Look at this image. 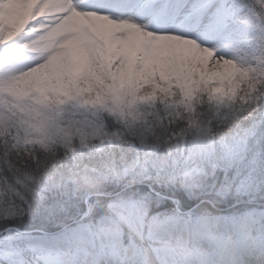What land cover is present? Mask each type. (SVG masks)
Masks as SVG:
<instances>
[{"label": "trees", "instance_id": "trees-1", "mask_svg": "<svg viewBox=\"0 0 264 264\" xmlns=\"http://www.w3.org/2000/svg\"><path fill=\"white\" fill-rule=\"evenodd\" d=\"M242 1L255 8L264 26V0ZM261 46L264 55V37L261 38ZM195 60L203 67L207 63L204 59L196 58ZM263 62L264 58L262 62L254 61L248 73L240 71L242 75L232 84L234 96L232 101L236 100V102L229 107H216V101L210 103L206 100L207 96L204 91L197 92L193 83H188L185 78L183 81L182 74L179 77L167 75L158 79L162 73L157 72L150 76L157 78L155 81L146 77L141 78L138 83L130 80L129 85L120 81V92L123 93L136 91L138 86L143 85L142 99L149 96L150 93L146 92L148 89L154 91L161 82L170 83L174 80L173 84L176 85L179 80L185 89L187 85H190L191 89H183L185 93L183 98L182 94L171 97L165 92L168 96L165 102H172L173 98L179 102L180 99L187 101L188 95L192 97L191 93L195 97V104H193L195 107H191L186 102H183L186 105L182 104L178 107L177 103L174 106L178 109H171L172 112L160 104L158 98L162 96L158 93L159 91L154 95L156 97L154 101L157 102L154 107L143 104L145 99L141 101L142 104L138 105L139 108L126 107L127 104L136 102V99L132 98L131 101L125 99L115 103L111 110L101 108L102 102L99 101L93 106L80 103L75 106L76 100L73 98V92L65 93V96L58 98V96L53 97L50 91H47V95L53 98L56 105L63 106L64 115L66 113L79 115V106L81 111L87 112L84 115L88 123L81 126V129L85 130V135H82L81 130L77 128L80 131L78 132L72 124H67V127L62 128L63 131L60 130L61 128H50L49 131H45V125L49 123L51 125L52 122L47 120L43 122L42 119L49 117L51 110L45 109L49 106L44 105L43 113H37L34 102V98L37 97L34 93L36 88L34 91L31 90L33 85L31 80L23 79L5 93V95L14 94L11 98L0 99V237L6 239L9 234L16 236L17 229L30 230L31 234H39L41 231L52 232L61 230L62 227H74L79 220L97 222L111 214L109 204L119 195L149 196L152 201V215H169L174 213L177 207L181 211L180 214L191 218L231 214L238 207L231 208L229 204L237 199L242 202L249 200L264 203V191L251 192L247 195L240 194V196L234 192L217 195L211 189L205 190L199 187L188 192L179 184L171 183L166 184V190L163 185L165 183L158 182L155 177L136 184H129L127 179L117 181L105 178L111 174L113 169L123 176L125 168H130L136 161L143 163L149 152L159 153L162 156L172 155L176 159L186 157L189 151L195 149L196 136L194 133L200 124L198 121L206 123L211 129L214 124L218 125L220 122H226L238 116V113L246 106L247 99H243L242 96L247 94L252 87L264 94ZM187 76L193 78L191 73ZM85 80L86 78L82 80V77L80 81L76 78L80 90L81 88L83 90L85 84L91 83ZM189 90L192 91L189 92ZM180 92L178 90V94ZM67 95L69 96L66 97ZM237 95L240 96L239 99ZM194 100L191 103H194ZM122 106L126 108L121 110ZM207 106H211L209 111L202 112ZM40 122L45 125H39ZM89 124L98 125L103 132L99 133L97 128ZM27 125L31 132L26 131L25 126ZM90 127L92 129H89ZM45 129L48 128L45 127ZM164 129H169L166 136L163 135ZM171 129H175V132ZM177 137L180 139L178 140ZM169 147L171 152H169ZM38 178H42L39 183ZM53 179L56 183L66 186V198L72 200L76 211L70 216L49 222L41 209V201L48 200L54 195L46 190L45 183L46 180ZM101 179L108 181L101 189V195L76 196L78 186L94 184ZM150 184L153 186L152 190L147 187ZM206 191L211 194H205ZM34 193H39L40 199L33 200ZM201 201L207 202L202 203ZM30 204L33 206L31 212H29ZM124 240L125 242L134 241L145 249L150 243L146 232L141 236L139 232L129 230L127 226H125ZM3 246L0 245V252L4 251ZM7 252L11 261L14 258V249L10 248ZM32 264H35L34 260Z\"/></svg>", "mask_w": 264, "mask_h": 264}, {"label": "snow or ice", "instance_id": "snow-or-ice-1", "mask_svg": "<svg viewBox=\"0 0 264 264\" xmlns=\"http://www.w3.org/2000/svg\"><path fill=\"white\" fill-rule=\"evenodd\" d=\"M124 6L144 18L145 22L134 21L145 36L188 41L212 57L224 56L222 50L230 47V21L234 13L227 0H127ZM247 95L246 106L238 116L204 130L197 137L195 149L186 157L176 159L149 152L143 163L136 161L125 168L123 176L113 169L105 178L127 179L129 184H136L155 177L160 183L179 184L188 192L199 187L211 189L217 195L233 190L244 195L264 191V94L252 87ZM168 131L164 129L163 135ZM45 183L46 190L54 194L41 201L46 220L55 222L72 215L76 208L66 198V186L54 179ZM32 199H40L39 193H34ZM32 207L30 204L29 212ZM109 208L111 214L94 223L79 220L74 227L39 234L17 229L16 236L0 237V245L14 249L11 261L7 251L0 252V264H32V260L35 264H147L143 248L125 242V226L141 236L146 232L149 239L158 242L159 246L154 248L157 264H217L208 260L201 248L182 243L171 245L170 239L187 233L192 240H210L217 232H227L247 247L249 237L257 229L264 234V213L191 218L177 210L165 216L152 215L150 197L134 194L121 196ZM261 251L264 252V243ZM82 256L93 259L82 260Z\"/></svg>", "mask_w": 264, "mask_h": 264}, {"label": "rangeland", "instance_id": "rangeland-1", "mask_svg": "<svg viewBox=\"0 0 264 264\" xmlns=\"http://www.w3.org/2000/svg\"><path fill=\"white\" fill-rule=\"evenodd\" d=\"M5 4L18 8L17 3L7 2ZM109 4H111V1L106 0H30L27 3L21 4L24 6V9L20 12V15L18 16L15 23H13L11 20L10 23H6L4 19L2 20L0 18V45L1 42L2 45H6L8 39H10L11 37H16L15 39L19 38L18 41H21L25 37L27 38L32 35H39L43 39L48 38L52 44H55L59 39L65 37L68 41V45L72 47L73 61L76 62L79 60L80 65L82 66L81 73L76 77L81 76L82 80L86 78L85 81H91V83L85 84L83 86V90L81 88V90L79 89L75 92L73 97L75 100H77L75 106L78 103L85 106H93L95 102L99 101L103 102V105H101L100 107L104 109V106L109 103V99H107L109 91L106 79L107 76L102 77L103 81L101 83L98 82V75H94L93 77L90 76V72L92 71L89 69V67L96 66L100 71L101 65L103 63L107 65L104 60H97L99 51H104L112 54L118 52L120 56L112 59V64L117 67H121L120 63L121 57L123 55V60L125 61L124 63H126V65L128 64L129 57L127 55V52L134 53L136 55V58L141 61L145 65V67L156 65L157 61H160L157 68L161 69L157 71L149 69L152 71L148 72V74L145 76L143 75V78L147 77V79L150 78V80L155 81V79L157 78H151L150 76L157 72L162 73L160 77H158V79L167 75L179 77L182 74L183 81L185 78L187 79L188 83H193L197 92L204 91L205 95L207 96L206 100H209L210 103H212L213 101H217L215 103L216 107H229L234 102H236V100L232 101V99H234V96L232 94V84L239 78L240 75H242V73H240L239 71L240 69H242V67H240L242 61L237 63L233 58H230L231 55H236L232 47L222 50L224 54V56L222 57L208 56L205 52L199 49L200 55L208 57V62L206 63L205 67H203L201 66L202 64L200 65L199 63H197L198 61L195 60V58L199 57L200 55L197 53H193L191 49H186L185 45H179L172 42L174 41L172 39H174L175 37L163 38L168 40L167 44L170 48L177 47L181 49L185 54L183 57H176V55L171 54L168 46H164L162 50L156 45L157 41H159L156 39L157 37H154L151 34L145 36L142 30H138L134 20L138 22H145L142 16L137 15L135 11L131 12V15L129 17L122 14L120 15L117 13V11H113V9H110ZM120 4L121 3H117L116 7L122 9L129 8L123 6L125 4L121 6ZM244 25H247V23H244ZM96 37L99 38L101 42L105 43L101 44L99 39H97ZM228 44L230 45V39L228 40ZM98 45L101 47H99ZM103 45L104 47H102ZM2 48L3 47H0V49ZM79 52L81 53L80 57ZM54 59L60 60V55H54ZM242 59L244 60V58ZM37 67L43 69L45 67V62L42 60L38 63ZM245 69L246 70L242 72L248 73L251 70V68ZM142 72L144 71H138L137 74ZM189 73L193 74V78L187 76L189 75ZM100 76L101 75H99V78H101ZM129 76L130 74H128V72L123 73V78ZM173 81L170 83L161 82L158 88L154 91L148 89L146 92L150 94L148 97L143 99V91L141 90L144 89V86H138L137 90L135 91L136 102H134L133 104H127L126 107H135V109L139 108L138 105L142 104L141 101L144 99L145 102L143 104L151 107L156 106L157 102L154 101L156 100V97H154V95L157 91H159L158 93L162 96L161 98H158L160 101H157H159L160 104H163L171 112V109L176 108L177 110L178 107L183 104V102H186L191 107H195L193 105L195 104V97L192 98L189 97V95L187 101L180 99L179 102L173 98L171 99L172 102H165V100L168 99V96L165 92L170 94L171 97L179 96L180 94H182L183 98V95L185 94V87L182 82L178 80L177 84L174 85ZM58 86H61V84L52 85L50 87V91L53 93L57 92V95L59 96H65V93L70 94V92H72V89L75 85L69 87L63 84L61 92H58ZM170 86L174 87L170 89L168 88ZM69 88H71V90H69ZM174 88L177 90H175ZM186 88L191 89L190 85H187ZM178 90L181 91L179 94ZM68 96L69 95H67L66 97ZM163 97L166 99H164ZM239 97L240 96H238V99ZM242 98L248 99V95L245 94L242 96ZM193 100L194 103H191V101ZM177 103L178 107L174 106ZM126 107L122 106L121 110L125 109ZM210 107L211 106H207V108L202 112H208ZM43 108L44 107L42 106V109ZM45 109H47L48 111L51 110L49 107H46ZM82 114H87V112L81 111V115ZM43 116H45V114ZM66 116L69 123L78 122V120L75 121V117L72 114L68 113L66 114ZM198 123L200 124L196 132L194 133V136H196L194 139L196 145L197 137L204 130L209 129L206 123H201L200 121H198ZM39 125L44 126L45 124L40 122ZM51 125L50 123L45 125V127H47L48 129H45L44 127V130L49 131L50 128L56 127L54 126V123H52ZM89 125L94 128L97 127L96 125ZM25 127L27 128V132H31L29 125ZM92 127H90L89 129H92ZM60 130L63 131V129ZM97 130L99 133L103 132L99 128V126ZM164 187L167 190L166 184L164 185ZM259 234L261 235L262 233L259 232ZM127 243H129V241ZM209 247L210 246H208V249H210ZM247 249H251V246H249V248ZM212 251L214 250H210L211 255L213 256V262H217V264H226V258L222 257L221 255H216ZM81 259L91 260L93 259V257L82 256ZM151 262L153 264V261ZM253 263L258 264L259 261L257 262L256 258L253 260V257L248 259V264Z\"/></svg>", "mask_w": 264, "mask_h": 264}, {"label": "clouds", "instance_id": "clouds-1", "mask_svg": "<svg viewBox=\"0 0 264 264\" xmlns=\"http://www.w3.org/2000/svg\"><path fill=\"white\" fill-rule=\"evenodd\" d=\"M108 183V181L106 180H99L94 184H90V185H80L77 188L76 191V196L79 197L81 195H85V196H99L102 194L101 189L103 188L104 184ZM139 183V182H138ZM202 203L207 202V201H201ZM5 226H7V222H5ZM145 257L147 260V264H152V262L150 261V259H147L148 257V253L147 251L145 252Z\"/></svg>", "mask_w": 264, "mask_h": 264}]
</instances>
